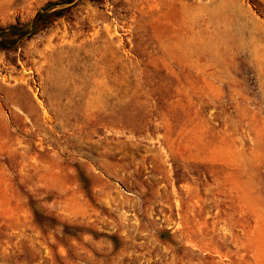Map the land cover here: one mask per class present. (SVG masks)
I'll use <instances>...</instances> for the list:
<instances>
[{
  "label": "rangeland",
  "instance_id": "374dc122",
  "mask_svg": "<svg viewBox=\"0 0 264 264\" xmlns=\"http://www.w3.org/2000/svg\"><path fill=\"white\" fill-rule=\"evenodd\" d=\"M69 5L0 51V264H264V0Z\"/></svg>",
  "mask_w": 264,
  "mask_h": 264
},
{
  "label": "trees",
  "instance_id": "16d2710c",
  "mask_svg": "<svg viewBox=\"0 0 264 264\" xmlns=\"http://www.w3.org/2000/svg\"><path fill=\"white\" fill-rule=\"evenodd\" d=\"M72 0H49L27 22L19 20L0 26V51H15L28 39L47 28L55 19L62 17ZM98 1V0H94Z\"/></svg>",
  "mask_w": 264,
  "mask_h": 264
},
{
  "label": "crops",
  "instance_id": "0c3cea01",
  "mask_svg": "<svg viewBox=\"0 0 264 264\" xmlns=\"http://www.w3.org/2000/svg\"><path fill=\"white\" fill-rule=\"evenodd\" d=\"M263 28V27H262Z\"/></svg>",
  "mask_w": 264,
  "mask_h": 264
}]
</instances>
